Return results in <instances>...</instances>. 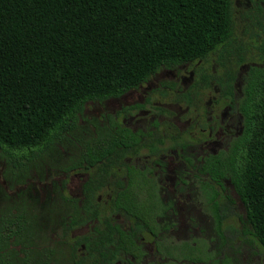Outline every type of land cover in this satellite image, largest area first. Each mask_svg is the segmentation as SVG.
Returning a JSON list of instances; mask_svg holds the SVG:
<instances>
[{"label": "trees", "instance_id": "trees-1", "mask_svg": "<svg viewBox=\"0 0 264 264\" xmlns=\"http://www.w3.org/2000/svg\"><path fill=\"white\" fill-rule=\"evenodd\" d=\"M255 11L264 35L261 8ZM232 12V0H0V152L12 167L27 166L72 131L85 103L118 97L160 68L196 65L197 79L175 98L188 112L197 108L191 106L197 90L213 83L239 115V129L224 148L200 155L188 153L193 139L176 129L163 107L147 106L161 115L148 127L131 129L120 119L142 104L109 117L78 159V169L87 172L80 198L61 195V244L70 264H232L225 252L235 250L238 237L250 241L245 235L264 250V63L246 68L235 97V72L244 60L234 50V63L225 64L234 40ZM259 51L264 59V37ZM212 54L211 72L203 64ZM207 122H195L199 132ZM170 151L182 155L197 181L214 251L203 239L166 242L175 222L154 172L162 174ZM224 180L243 207L242 220L232 198L220 193ZM185 185L180 178L178 190ZM81 227L84 233L68 238ZM26 230L21 212L0 215V264L45 263L41 253L31 260L32 250L18 257L9 246ZM144 235L152 238L158 260L146 259Z\"/></svg>", "mask_w": 264, "mask_h": 264}, {"label": "rangeland", "instance_id": "rangeland-1", "mask_svg": "<svg viewBox=\"0 0 264 264\" xmlns=\"http://www.w3.org/2000/svg\"><path fill=\"white\" fill-rule=\"evenodd\" d=\"M261 8L260 21L264 24V0H232L233 7V41L228 47L231 53L225 64H233L234 50L244 60L237 67L234 81V96L239 94L241 78L248 66L264 63L260 57L259 45L263 40L260 27L255 22V7ZM237 48V50H236ZM215 55L208 57L203 65L212 72ZM195 64H180L172 68H160L147 81L124 94L102 101H89L77 114L75 127L54 141L38 158L24 167H12L0 152V215L5 212L15 214L21 212L27 229L24 238L10 244L18 257L28 248L33 253L29 258L37 259L41 253L39 264H70L65 254V246L61 244L59 220L65 215L66 206L61 198L65 195L80 198V186L87 177V172L78 169V159L85 149L103 133L109 117L120 108L135 103L145 106L142 110L130 111L120 119L131 129L148 127L152 120H160L161 115L149 111L147 106H160L171 112L169 121L177 130L188 132L194 146L188 149L192 155L205 152L213 153L224 148L228 136L239 129V115L230 111L226 100L220 99L215 84L210 83L206 89H198L192 96L191 106L196 109L187 111L182 101H176L180 94L189 89L197 79ZM149 99L146 104L145 99ZM208 121L206 129L199 132L197 121ZM162 174L154 172L160 200L170 203L171 219L175 229L170 230L168 244L177 245L182 241L203 239L205 249L214 251V241L210 218L204 209L203 200L196 179L192 178L191 168L187 167L181 154L170 151L163 157ZM138 163L140 161H137ZM185 180L184 190H178L179 179ZM64 181L63 187H61ZM224 190L233 200L235 211L243 218V207L228 181H223ZM106 196L102 195L101 199ZM237 217L230 222L240 229L241 221ZM87 227L71 231L68 238L84 233ZM250 241L236 238L235 250H226V257L232 264H264V250L249 235ZM142 247L146 259L158 260L155 245L148 235H144ZM45 254V255H43ZM115 264H121L116 262Z\"/></svg>", "mask_w": 264, "mask_h": 264}]
</instances>
